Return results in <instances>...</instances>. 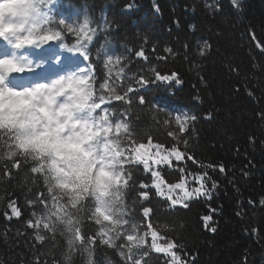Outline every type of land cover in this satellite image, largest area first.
<instances>
[{"label":"trees","instance_id":"obj_1","mask_svg":"<svg viewBox=\"0 0 264 264\" xmlns=\"http://www.w3.org/2000/svg\"><path fill=\"white\" fill-rule=\"evenodd\" d=\"M64 1L82 11L108 7L106 25L117 26L116 35L132 50L123 54L116 45L109 51L110 65L118 63L124 81L111 91L110 104L127 125L124 136H116L124 143L110 138L123 181L108 194L112 206L106 213L90 187L56 186L47 156L21 154L13 138L0 132V264H166L169 257L150 247L148 224L158 243L175 242L184 264H264V0ZM139 41L145 50L137 49ZM157 72L177 74L167 81V99L188 110L180 125L154 102L166 95L155 85ZM142 76L151 81L149 90L141 89ZM141 144L153 156L165 154L157 145L186 154L171 165L151 164L165 191L169 184L184 183L192 191L203 183L207 194L176 205L160 196L151 171L132 159ZM205 171L215 188L201 181ZM182 192L174 189L171 196ZM144 208L151 209L148 217ZM145 232L146 243L139 246Z\"/></svg>","mask_w":264,"mask_h":264},{"label":"clouds","instance_id":"obj_2","mask_svg":"<svg viewBox=\"0 0 264 264\" xmlns=\"http://www.w3.org/2000/svg\"><path fill=\"white\" fill-rule=\"evenodd\" d=\"M41 4L42 0H2L0 38L16 49L52 40L44 28L47 18ZM30 67L16 55L0 58V132L13 138L21 154L47 156L56 186L90 187L107 213L112 206L107 196L120 176V161L115 143L108 139V117L95 115L98 105L89 78L69 72L23 89L6 83L10 73Z\"/></svg>","mask_w":264,"mask_h":264},{"label":"snow or ice","instance_id":"obj_3","mask_svg":"<svg viewBox=\"0 0 264 264\" xmlns=\"http://www.w3.org/2000/svg\"><path fill=\"white\" fill-rule=\"evenodd\" d=\"M237 0H233V3H236ZM128 7H131V5H128ZM60 23H64V21H60ZM73 29L71 27H69V31H72ZM52 40H55L57 37L60 36V32H55L52 33ZM71 51H73V49H69ZM138 56L143 57L144 53L143 50H141L140 52L137 53ZM84 59H87V56H84ZM176 73H173L171 76H163L160 75L158 72L156 73V79L160 80V81H171L173 79L176 78ZM142 85H147L149 84L151 81L148 79H145L143 76L140 78L139 81ZM176 82H179L178 80ZM129 91H132V89H129ZM114 98L116 100H121L123 99V97L119 96V95H115ZM140 102L143 103V97L140 98ZM262 118H264V114H262ZM187 119V118H186ZM191 120H195L196 117L193 116L190 118ZM179 119L177 120V123H179ZM118 128L122 131H127V125L126 124H120L118 126ZM185 130V128L182 126L180 131L183 132ZM169 135H172V133H169ZM158 149H162L164 151L165 154H161L160 151H158L157 153H155V156H153V154H150L146 151H143L145 149V145L141 144L138 147L133 149V152L135 153V155L132 157V159L137 162V163H142L144 166V169L146 171H151V175L153 177V185L155 186V188L157 189V192L160 196H167V198L171 201L172 205H176L177 203H182L183 201L189 200L191 198H193L194 196H199V195H206L208 192V189H206L204 187V184L201 183V186L189 191L185 189V185L184 183H176V184H169L167 186V190L165 191L164 188L162 187L164 184V180L161 176L160 171H153L151 169V164H155V165H171L172 163V158H174L176 161H182L185 159V153L181 152L178 148H171V149H163L162 145H157L156 146ZM190 160H193V163H195L196 161L194 160L193 157L188 156L187 157ZM14 167L18 166V164H14ZM219 170L221 172L224 171V165H219ZM247 174V173H245ZM201 181H204L205 179L212 181V178L208 175V173L205 171L203 173V175L200 177ZM127 182V181H126ZM141 187L146 188L147 185H141ZM212 187L215 188L216 184L214 181H212ZM174 189H181L183 190L182 192V196L173 199L171 196V193L174 191ZM141 197L144 199L148 198V192L144 191L140 193ZM262 203H264V201H262ZM12 206V205H10ZM185 207H187V204H184ZM151 209L149 208H144L143 209V215L145 217L149 216ZM13 215L15 216H19L20 212L18 209H16L15 207H13ZM205 221L209 220L210 217H204L203 218ZM29 226L32 227L33 223L32 221H29ZM148 228L151 230L150 231V235H151V240L152 243L150 245L151 249L158 254H164L166 256L169 257V261L166 262V264H184V261L182 260L181 256L177 254L176 251H174V248H176V244L174 241H165V243L162 245L160 243H158V232L152 228L151 224H148ZM212 231H215V229L213 228ZM149 235V232H145L143 238L140 240L139 246L144 245L146 243V237ZM36 239L38 240H43L42 237H36ZM94 239V238H93ZM129 239H134V237H129ZM148 253L144 252L142 254V258L143 257H147ZM136 264H140L139 261L136 262Z\"/></svg>","mask_w":264,"mask_h":264},{"label":"rangeland","instance_id":"obj_4","mask_svg":"<svg viewBox=\"0 0 264 264\" xmlns=\"http://www.w3.org/2000/svg\"><path fill=\"white\" fill-rule=\"evenodd\" d=\"M169 6H170L171 11H172V10H174V9L176 8V3H175L174 1H173V2L171 1V4H170ZM216 10H218V9L214 6V10H213V11H214V12H218V11H216ZM174 19H175V18H174ZM174 19H173V20H174ZM176 20H177V19H176ZM174 21H175V20H174ZM13 48H14V47H13ZM0 49H1V48H0ZM27 63H28V62H27ZM26 71H27V69L24 70V71H22V73L25 74V75H27L28 73H25Z\"/></svg>","mask_w":264,"mask_h":264},{"label":"bare ground","instance_id":"obj_5","mask_svg":"<svg viewBox=\"0 0 264 264\" xmlns=\"http://www.w3.org/2000/svg\"><path fill=\"white\" fill-rule=\"evenodd\" d=\"M17 73H14V75H16ZM14 75H13V77H14Z\"/></svg>","mask_w":264,"mask_h":264}]
</instances>
